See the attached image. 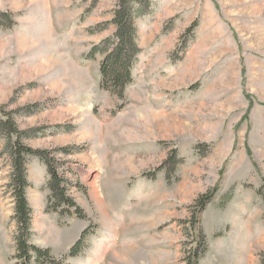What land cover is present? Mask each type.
<instances>
[{
  "label": "rangeland",
  "instance_id": "obj_1",
  "mask_svg": "<svg viewBox=\"0 0 264 264\" xmlns=\"http://www.w3.org/2000/svg\"><path fill=\"white\" fill-rule=\"evenodd\" d=\"M148 1L119 99L88 54L120 0H0V120L55 158L83 215L48 211V169L27 157L30 243L62 264H195L204 238L198 264H261L264 0ZM18 137L0 125V264H21Z\"/></svg>",
  "mask_w": 264,
  "mask_h": 264
},
{
  "label": "trees",
  "instance_id": "obj_2",
  "mask_svg": "<svg viewBox=\"0 0 264 264\" xmlns=\"http://www.w3.org/2000/svg\"><path fill=\"white\" fill-rule=\"evenodd\" d=\"M135 2L139 3V6H136ZM148 2V0H120L119 7L115 11L113 20V24L116 26L113 37L107 38L99 45L94 46L88 54L90 59H96L97 55L103 57L100 62V86L103 90L110 92L119 99H124L127 87L133 82L132 71L141 53L135 18L146 11L145 7L148 6ZM141 3L146 4L144 6V4ZM5 19L8 20L7 17ZM0 25H3L5 28H11L9 24L5 25L0 22ZM0 125L7 131L10 137L12 135H17V137L20 135L17 127L12 124L10 119L6 122L0 120ZM11 142L12 139L10 138L9 150L13 164L10 187L15 199V220L18 225V234L15 239L17 244V258L20 260L21 264H62L63 262L54 260L51 257L50 249L44 250L30 243L32 208L26 193L27 189L30 187L27 177L26 158L29 156L37 157L48 169V188L51 192L49 199L50 202H53V205H50L48 211L70 216L76 214L82 217V210L68 194L65 186L66 180L59 173L58 162L55 158L51 157L46 151H34L22 145L19 137L13 145ZM257 194L264 200V180ZM209 199L210 195L205 196L198 202L201 210L205 208L206 202H208ZM83 236L84 233L82 237ZM81 243L82 239L72 247L70 252L71 256L79 253ZM202 243L204 247L203 250L200 252L196 250L194 252L195 259L193 262H195V264H198L200 257L206 253L207 244L204 238ZM261 259V264H264V253Z\"/></svg>",
  "mask_w": 264,
  "mask_h": 264
}]
</instances>
